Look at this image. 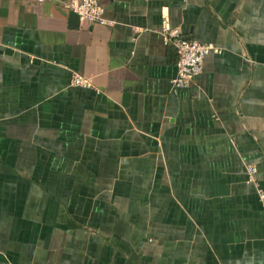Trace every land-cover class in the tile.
I'll return each mask as SVG.
<instances>
[{
  "label": "crops",
  "instance_id": "crops-1",
  "mask_svg": "<svg viewBox=\"0 0 264 264\" xmlns=\"http://www.w3.org/2000/svg\"><path fill=\"white\" fill-rule=\"evenodd\" d=\"M101 1L0 0V264H264V0Z\"/></svg>",
  "mask_w": 264,
  "mask_h": 264
},
{
  "label": "built area",
  "instance_id": "built-area-1",
  "mask_svg": "<svg viewBox=\"0 0 264 264\" xmlns=\"http://www.w3.org/2000/svg\"><path fill=\"white\" fill-rule=\"evenodd\" d=\"M68 7L75 12L81 22L90 26H107L110 22L106 18V8L101 0H72ZM164 42L175 48L178 55V74L173 81V90H179L190 87L196 79L203 73L206 58L211 53H221V50L209 43H201L195 40L185 38L178 28H172L167 22L164 23L161 30ZM75 86L87 87L88 81L80 75L73 77ZM249 178L258 188V194L264 201V192L260 189L255 175V167L248 168Z\"/></svg>",
  "mask_w": 264,
  "mask_h": 264
}]
</instances>
